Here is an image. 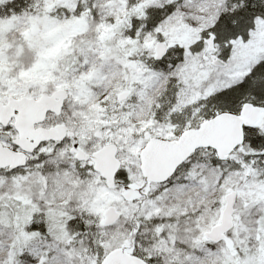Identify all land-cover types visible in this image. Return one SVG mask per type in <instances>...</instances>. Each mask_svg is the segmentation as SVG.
<instances>
[{
  "label": "snow or ice",
  "instance_id": "1",
  "mask_svg": "<svg viewBox=\"0 0 264 264\" xmlns=\"http://www.w3.org/2000/svg\"><path fill=\"white\" fill-rule=\"evenodd\" d=\"M0 264H264V0H0Z\"/></svg>",
  "mask_w": 264,
  "mask_h": 264
}]
</instances>
